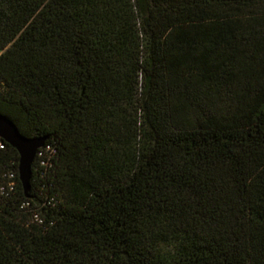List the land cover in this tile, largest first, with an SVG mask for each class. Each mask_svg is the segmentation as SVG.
I'll list each match as a JSON object with an SVG mask.
<instances>
[{
  "label": "trees",
  "instance_id": "obj_1",
  "mask_svg": "<svg viewBox=\"0 0 264 264\" xmlns=\"http://www.w3.org/2000/svg\"><path fill=\"white\" fill-rule=\"evenodd\" d=\"M0 113V264H264V0H0Z\"/></svg>",
  "mask_w": 264,
  "mask_h": 264
},
{
  "label": "water",
  "instance_id": "obj_2",
  "mask_svg": "<svg viewBox=\"0 0 264 264\" xmlns=\"http://www.w3.org/2000/svg\"><path fill=\"white\" fill-rule=\"evenodd\" d=\"M0 137L19 153V179L24 192L27 193L30 189L31 165L37 149L44 143V138L23 135L16 124L2 113H0Z\"/></svg>",
  "mask_w": 264,
  "mask_h": 264
},
{
  "label": "built area",
  "instance_id": "obj_3",
  "mask_svg": "<svg viewBox=\"0 0 264 264\" xmlns=\"http://www.w3.org/2000/svg\"><path fill=\"white\" fill-rule=\"evenodd\" d=\"M37 154V153H36ZM39 156H43V151L42 152H39Z\"/></svg>",
  "mask_w": 264,
  "mask_h": 264
}]
</instances>
